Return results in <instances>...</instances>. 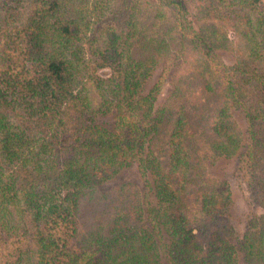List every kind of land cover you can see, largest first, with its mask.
Segmentation results:
<instances>
[{
	"label": "trees",
	"instance_id": "16d2710c",
	"mask_svg": "<svg viewBox=\"0 0 264 264\" xmlns=\"http://www.w3.org/2000/svg\"><path fill=\"white\" fill-rule=\"evenodd\" d=\"M110 2L0 0V264H162L164 257L166 264H240L241 255L243 264H264V216L248 222L237 246L234 228L208 213L206 200L197 206L212 218L190 223L181 198L184 186L175 181L180 167L189 164L184 113L178 112L171 125L168 172V167L158 170L151 150L145 151V137L155 133L162 114L155 108L156 88L141 96L155 63L135 59L130 49L138 28L131 5L138 0H119L113 7ZM164 3L176 11L174 21L186 32L182 1ZM105 9L109 21L121 19V30L102 27ZM252 22L255 50L264 57V13ZM192 38L210 57L212 43L196 34ZM106 54L111 56L104 59ZM97 67H110L113 74L104 79ZM92 92L99 112L107 113L109 105L118 108L117 130L89 116L98 112ZM257 100L256 108L263 111L249 114L253 122L264 117V97ZM228 125L221 111L214 128L219 132ZM141 132L138 141L135 135ZM261 132L253 131L250 158L264 164ZM221 138L220 151L233 157L236 143L228 134ZM134 161L160 205L146 204L150 231L135 230L124 214L113 218L106 235L84 234L77 215L86 190ZM262 179L257 203L264 210ZM214 197L215 192L206 199L215 204Z\"/></svg>",
	"mask_w": 264,
	"mask_h": 264
},
{
	"label": "rangeland",
	"instance_id": "374dc122",
	"mask_svg": "<svg viewBox=\"0 0 264 264\" xmlns=\"http://www.w3.org/2000/svg\"><path fill=\"white\" fill-rule=\"evenodd\" d=\"M118 1L111 0L110 6H117ZM177 1L184 5L188 32H183L174 21L176 11L167 7L165 0H138V4L131 5L137 12L134 19L138 21V28L130 39V49H133L135 59L155 63L141 96L156 88L155 108L162 111L155 133L145 137V151L151 150L158 170L164 173L168 167L171 125L178 112L184 113L189 164L180 167L175 181H181L179 187L184 186L181 198L186 215L191 224L199 222L201 217L209 221L212 216L197 206L206 200L210 204L208 213L234 228L236 237L232 243L236 245L237 238H243L248 222L264 216V210L257 203L259 180L264 179V164L250 158L256 144L251 141L253 131L254 135L260 130L264 132V117L254 122L249 120L250 113L256 115L263 111V106L256 107L258 96L264 97V57L255 50L251 30L252 19L260 12L264 13V0L241 6L238 0ZM106 9L102 27L121 30L124 23L120 18L109 21L111 15ZM190 29L199 38L212 43L210 57L204 54L201 42L192 38L194 34ZM102 40H107L106 34ZM85 54L87 61L93 58L89 45H85ZM109 56L106 54L103 58ZM96 74L108 79L113 70L97 67ZM92 98L95 99L94 109L98 111V98L93 92ZM108 108L107 113L98 111L94 116L95 112L90 111L89 116H93L98 125L117 130L122 122L121 114L115 105ZM221 111L226 113L230 125L228 130L218 132L214 126ZM135 118L138 119V114ZM262 132L257 134L258 138L262 137ZM142 134L135 135L138 141H142ZM221 134H228L236 143L233 157L220 151L217 143L224 142ZM183 169L184 172L188 170L187 176H183ZM213 192L215 204L206 199ZM148 203L151 208L160 207L156 191H149L139 165L134 161L110 180L98 181L86 190L77 215L79 229L89 237L99 231L106 235L113 218L129 214V224L139 228L135 230L150 231ZM164 236L168 237L166 232ZM239 258L243 264L242 255ZM161 262L166 264V258Z\"/></svg>",
	"mask_w": 264,
	"mask_h": 264
}]
</instances>
